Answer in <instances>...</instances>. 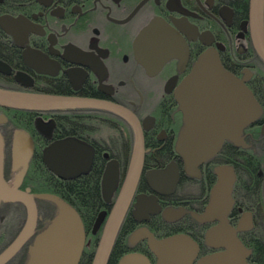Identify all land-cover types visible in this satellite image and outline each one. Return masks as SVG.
<instances>
[{
  "label": "flooded vegetation",
  "instance_id": "obj_1",
  "mask_svg": "<svg viewBox=\"0 0 264 264\" xmlns=\"http://www.w3.org/2000/svg\"><path fill=\"white\" fill-rule=\"evenodd\" d=\"M0 17L16 20L9 28L12 32L0 26L1 91L97 100L122 107L139 124L143 166L119 228L122 248L117 264L132 253L156 264L147 240L131 241L142 229L159 240L186 234L203 241L198 260L220 251L205 241L207 231L219 222L202 223L196 216L209 206L221 167L233 168L236 175L235 205L229 215V220H237L233 227L249 212L252 225L264 220L262 212L250 210L261 205L258 195L264 188V60L252 37L251 0H0ZM205 54L219 60L239 87L251 91L261 113L239 138L225 139L214 156L193 169L195 164H188L186 152L188 146L206 140L207 120L188 111L179 96L188 95L187 80ZM0 134L4 179L8 186L35 196L39 215L30 240L5 264H34L32 247L47 223H41L42 203L36 196L54 193L56 178L62 185L80 179L83 187L89 183L99 190V212L92 226L84 224L83 264H92L94 249L129 172L135 126L107 109L0 106ZM68 139L88 146L92 165L81 176L63 180L48 170L43 155L52 144ZM108 167L117 174L111 200L104 197ZM155 172L166 177L161 192L149 179ZM174 178L178 180L172 191ZM140 196L154 198L156 204L137 214ZM18 204L0 200V256L25 226V206ZM168 210H179L180 216L167 218ZM102 212L106 214L94 233ZM243 231L238 233L250 236Z\"/></svg>",
  "mask_w": 264,
  "mask_h": 264
},
{
  "label": "water",
  "instance_id": "obj_2",
  "mask_svg": "<svg viewBox=\"0 0 264 264\" xmlns=\"http://www.w3.org/2000/svg\"><path fill=\"white\" fill-rule=\"evenodd\" d=\"M264 0H251V32L257 51L264 60ZM14 21L10 17H0V26L8 32ZM207 75V77H205ZM205 83V84H204ZM203 84V85H202ZM189 92L187 96H179V101H184L188 111L199 113L207 120L206 140L188 146L186 152L188 164L197 169L205 160L214 156L222 147L225 139L230 136L240 137L243 129L254 123L261 113V108L256 102L251 91L246 87H239L235 78L226 72L219 60L213 61L208 54L203 55L194 67L187 80ZM225 100L227 104L225 106ZM231 100V105H230ZM0 106L12 109H73V108H100L111 110L124 116L136 128V145L130 164L125 184L113 205L106 221L92 264H106L112 250L116 234L120 228L137 182L139 180L143 157L144 143L142 131L134 115L125 109L113 104L97 100L69 97L56 94H18L0 90ZM243 141V140H242ZM239 142L238 145L243 142ZM17 154H20L17 144ZM43 161L49 171L63 180L81 176L92 165V153L88 146L74 139H68L52 144L43 155ZM4 144L0 134V200L8 203H22L27 209L25 226L16 240L0 256V264H5L15 255L32 237L39 220L35 196L17 188L8 186L3 175ZM149 176L153 188L161 192L164 177L160 172ZM218 183L212 191V199L205 213L196 216L202 223L218 221L219 224L209 229L206 233V244L220 250L204 256L198 260L200 246L189 235L177 234L165 239H157L146 229L136 231L131 238L132 242L147 240L151 252L155 255L156 264H250L249 250L238 238L237 234L251 228L252 218L250 213H245L237 227L230 225L227 216L231 211L234 201L232 192L236 175L233 168L221 167L217 169ZM154 177V178H153ZM164 177V178H163ZM153 178V179H152ZM116 176L109 167L104 178V197L111 200L116 185ZM177 178L172 180V191ZM166 186V185H165ZM39 200L49 202L56 208L52 219L39 234L34 247V264H79L85 243V227L78 212L67 202L53 194H40ZM154 198L140 196L137 204V214L145 213L155 206ZM105 212L97 219L94 233L102 224ZM167 218H176L180 213L165 211ZM119 264H152L150 260L137 253L125 255Z\"/></svg>",
  "mask_w": 264,
  "mask_h": 264
},
{
  "label": "trees",
  "instance_id": "obj_3",
  "mask_svg": "<svg viewBox=\"0 0 264 264\" xmlns=\"http://www.w3.org/2000/svg\"><path fill=\"white\" fill-rule=\"evenodd\" d=\"M40 172H45L43 168L40 167ZM65 185V186H63ZM61 184V182L56 178V190L53 195H56L63 199L65 202H67L69 205H71L80 215L83 224L86 223L89 227L92 226V223L94 222L97 213L99 212V200H100V193L97 188H94L92 184H87L86 187H83V182L80 181V179H77L72 182H66L64 184ZM45 194V193H41ZM51 194V193H50ZM259 196V202L261 205H254L250 208V210H255L258 212H262L263 219H264V188L261 195ZM42 208L44 206H51V203L42 201ZM53 205V204H52ZM54 206V205H53ZM55 207V206H54ZM41 215L43 220L41 221L48 222L50 219L53 218L54 213L45 214L41 209ZM85 220V221H84ZM237 220L230 219V223L235 226ZM41 227L43 224L40 225ZM85 227V225H84ZM203 231H199V233H202ZM249 232L250 236L244 238L243 233H239V237L242 241V243L253 253L251 254L250 264H264V220L261 218L259 221L257 220L254 222L253 227L251 230L243 231ZM119 234V235H118ZM117 237L114 241L112 250L110 252L108 261L106 264H117L119 260L120 254L118 253V250L121 249V244L119 245L121 241V235L118 231ZM177 234V233H176ZM189 234V233H187ZM171 235H174V233H171ZM191 235V234H190ZM191 238L196 241L199 245L203 246V241H199L196 238H194L191 235ZM88 252V250H86ZM96 251V248L94 249V253ZM83 257V256H82ZM81 264H83V258L81 260Z\"/></svg>",
  "mask_w": 264,
  "mask_h": 264
},
{
  "label": "bare ground",
  "instance_id": "obj_4",
  "mask_svg": "<svg viewBox=\"0 0 264 264\" xmlns=\"http://www.w3.org/2000/svg\"><path fill=\"white\" fill-rule=\"evenodd\" d=\"M264 14V13H263ZM135 151V150H134ZM134 155V154H133ZM133 158V157H132ZM143 159H144V157H143ZM131 161H132V159H131ZM130 164H131V162H130ZM142 166H143V164H142ZM130 168V167H129ZM135 191V190H134ZM133 196V195H132ZM232 199H233V201H234V204H233V207H232V209L234 208V205H235V199H234V197H233V195H232ZM131 201V200H130ZM129 204H130V202H129ZM129 204L127 205V208H126V210H125V213L127 212V209H128V207H129ZM16 205H20V204H18L17 202H16ZM24 209H25V214H24V218L27 220V209H26V207H24ZM232 209H231V211H232ZM42 211L45 213V214H50V213H54L55 214V211H56V208L51 204V206H44L43 208H42ZM176 212H180L179 210H175ZM231 211L229 212V214H228V216H227V219H228V221H229V223H230V220H229V215H230V213H231ZM181 213V212H180ZM250 213V212H249ZM251 214V213H250ZM125 215V214H124ZM252 214H251V218H252ZM123 219H124V217H123ZM123 219H122V221H123ZM122 223V222H121ZM253 223V222H252ZM45 224V223H44ZM106 224V223H105ZM45 225H47V223L45 224ZM230 225H232L231 223H230ZM233 226V225H232ZM100 227H101V225L99 226V228H98V230L100 229ZM252 227H253V225H251V228H247V229H245V231L246 230H251L252 229ZM85 230V229H84ZM119 231V230H118ZM117 234H118V232H117ZM117 234H116V237H117ZM85 235H86V231H85ZM237 236H238V238L240 239V237H239V233L237 234ZM116 237H115V239H116ZM241 240V239H240ZM242 242V241H241ZM250 250V249H249ZM252 253H253V251H251ZM84 253V252H83ZM251 253V254H252ZM82 256H83V254H82ZM81 259H82V257H81ZM81 261V260H80Z\"/></svg>",
  "mask_w": 264,
  "mask_h": 264
}]
</instances>
